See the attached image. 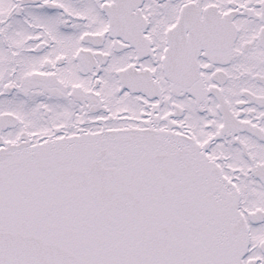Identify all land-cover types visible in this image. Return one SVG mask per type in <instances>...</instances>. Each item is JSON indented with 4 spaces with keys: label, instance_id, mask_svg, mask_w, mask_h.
Instances as JSON below:
<instances>
[{
    "label": "flooded vegetation",
    "instance_id": "flooded-vegetation-1",
    "mask_svg": "<svg viewBox=\"0 0 264 264\" xmlns=\"http://www.w3.org/2000/svg\"><path fill=\"white\" fill-rule=\"evenodd\" d=\"M112 143L126 168L78 171L39 215L78 212L104 175L122 188L149 180L179 240L159 237L145 257L166 242L182 264H207L191 232L212 228L213 264H264V0H0V222L14 196L37 206L55 148ZM108 194L113 224L129 226L134 205ZM0 233L39 238L47 264H81V237Z\"/></svg>",
    "mask_w": 264,
    "mask_h": 264
},
{
    "label": "rangeland",
    "instance_id": "rangeland-1",
    "mask_svg": "<svg viewBox=\"0 0 264 264\" xmlns=\"http://www.w3.org/2000/svg\"><path fill=\"white\" fill-rule=\"evenodd\" d=\"M7 5L8 2L6 1L5 7ZM56 119L60 120V117ZM112 145L109 149H101L99 153V149L97 151L82 149L78 145L72 146L70 144L69 147L66 144V146L55 148L52 160L54 163L52 166L53 176L49 177L48 182L43 183L47 185L44 193L38 190L37 206L31 205L29 197L26 199V205H19L16 202L18 196L12 197L9 204L6 203L5 205L4 213L7 214V220L4 223L0 222V230L20 231L24 234L34 233L37 235L47 230L51 234L55 232L53 238L63 236L66 237L67 241L69 238L75 241L74 238L81 237L75 249H72L74 253L80 256L78 262L81 264H182L176 251L177 246H174L175 249L173 250L166 242L156 243L150 249L149 257H145L148 254L149 246L157 238H165L166 235H170L173 239L179 240V227L169 213L170 210L175 211V208H170L166 213L164 201L160 197L157 187H154L149 180L139 181L133 186L122 188L115 185L114 179H109L104 175L100 177V182H94L99 187L98 195L87 198L86 203L81 205L78 212H71L73 204L64 203L61 208L69 207V212H66V215L53 213L50 216H43L44 211L48 209L42 207L47 205L45 202L49 191L52 190L54 194L58 191V193H62V186L67 185L68 182L71 183L72 188L76 189V182L79 181L77 179L78 171H85L87 167H90V172H93L96 170L98 162H101L104 168H115L117 165L126 168L130 159L124 157L120 163L121 155L117 157L119 145L117 144L116 147L114 143ZM20 175L21 172L18 171L17 178L14 179L16 186H18ZM114 190L115 193H123L122 197L128 200L129 205H134H130L134 208L135 213L133 214H130L126 208L123 209L120 222L123 224L128 222L129 226L126 227L125 225L122 229L119 228L118 219L115 218V225L113 224L112 216H110L109 198L101 196V194L109 195L108 193L114 192ZM92 193H94V189H92ZM201 197L205 207L207 204L211 208L210 210H214V204L210 200L209 193ZM112 200L113 196H111L110 202ZM193 200L194 202H201L197 197H193ZM14 202L17 204L14 205ZM87 204L90 207H87ZM39 213H43V215L40 216ZM120 213L119 211V215ZM167 214L169 217L168 224L172 226V233L167 232L163 227ZM74 226L80 227V232L76 230L75 235L71 232ZM140 226L141 231L135 234L133 230ZM191 234L194 238V244L197 240L200 256L205 257L207 264H213L212 228L203 233L202 239L200 238L202 235L193 234V232ZM60 244L70 247V244ZM188 262L191 264L190 258H188Z\"/></svg>",
    "mask_w": 264,
    "mask_h": 264
},
{
    "label": "water",
    "instance_id": "water-1",
    "mask_svg": "<svg viewBox=\"0 0 264 264\" xmlns=\"http://www.w3.org/2000/svg\"><path fill=\"white\" fill-rule=\"evenodd\" d=\"M52 253L39 238L0 233V264H47Z\"/></svg>",
    "mask_w": 264,
    "mask_h": 264
}]
</instances>
